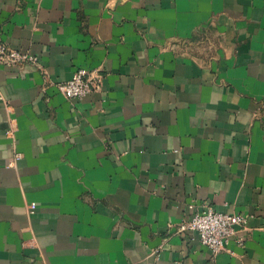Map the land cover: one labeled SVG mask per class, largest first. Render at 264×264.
Masks as SVG:
<instances>
[{
	"label": "crops",
	"instance_id": "0c3cea01",
	"mask_svg": "<svg viewBox=\"0 0 264 264\" xmlns=\"http://www.w3.org/2000/svg\"><path fill=\"white\" fill-rule=\"evenodd\" d=\"M0 38L40 60L0 65V264H264V0H0ZM191 202L247 226L214 256Z\"/></svg>",
	"mask_w": 264,
	"mask_h": 264
},
{
	"label": "built area",
	"instance_id": "2783aa9c",
	"mask_svg": "<svg viewBox=\"0 0 264 264\" xmlns=\"http://www.w3.org/2000/svg\"><path fill=\"white\" fill-rule=\"evenodd\" d=\"M40 62L39 56L28 49L10 45L0 38V65H23ZM104 74L100 69L78 68L71 78L55 83L58 91L69 99L83 98L98 92L103 84ZM12 133V131H9ZM20 153L15 158L19 159ZM188 213L179 223L178 231L198 235L201 243L216 256L227 249L229 241L247 226L249 217L242 213L223 212L209 204L202 207L194 202L188 204ZM240 236L237 241L243 244Z\"/></svg>",
	"mask_w": 264,
	"mask_h": 264
}]
</instances>
